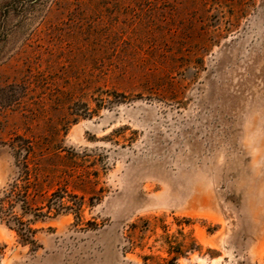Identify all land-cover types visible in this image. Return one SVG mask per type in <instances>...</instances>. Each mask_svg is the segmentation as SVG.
<instances>
[{"label": "rangeland", "instance_id": "rangeland-1", "mask_svg": "<svg viewBox=\"0 0 264 264\" xmlns=\"http://www.w3.org/2000/svg\"><path fill=\"white\" fill-rule=\"evenodd\" d=\"M259 108L264 0H0V197L22 146L86 202L35 248L0 220V264H156L166 233L178 264H264L236 188Z\"/></svg>", "mask_w": 264, "mask_h": 264}, {"label": "trees", "instance_id": "trees-1", "mask_svg": "<svg viewBox=\"0 0 264 264\" xmlns=\"http://www.w3.org/2000/svg\"><path fill=\"white\" fill-rule=\"evenodd\" d=\"M19 141L23 142L21 138ZM21 148L24 149L21 146L15 153L19 175L10 188L3 191L0 197V220L7 228L17 234L23 246L35 248L34 235L37 230L32 228L34 223L70 213H74L75 218L81 221V208L86 202L83 197L68 191L66 186H57L55 190L46 195L47 191L42 189L45 184L41 180L45 170L41 169V165L36 166L30 162V155L32 154L30 150H23L26 154L22 156ZM18 152L20 153L18 154ZM25 155L29 157L24 158ZM45 187L49 188V184H46ZM92 199L90 198L88 204H91ZM24 218L27 219L24 220ZM172 243L171 237L166 233L164 245L168 258L156 264H178L177 261L180 257L188 256L198 250L193 240L187 247L182 243L174 245ZM3 248L4 245L0 243V254ZM143 259L146 263L153 258L146 256Z\"/></svg>", "mask_w": 264, "mask_h": 264}, {"label": "clouds", "instance_id": "clouds-1", "mask_svg": "<svg viewBox=\"0 0 264 264\" xmlns=\"http://www.w3.org/2000/svg\"><path fill=\"white\" fill-rule=\"evenodd\" d=\"M245 125L249 129L245 143L250 142L251 159L249 174L236 186L243 197L237 211L243 219L264 222V108L246 114Z\"/></svg>", "mask_w": 264, "mask_h": 264}]
</instances>
